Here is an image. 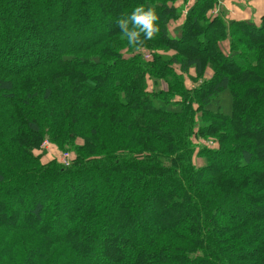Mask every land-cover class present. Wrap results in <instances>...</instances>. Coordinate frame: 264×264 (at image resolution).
<instances>
[{"label": "trees", "instance_id": "obj_1", "mask_svg": "<svg viewBox=\"0 0 264 264\" xmlns=\"http://www.w3.org/2000/svg\"><path fill=\"white\" fill-rule=\"evenodd\" d=\"M190 2L0 0V264H264V20ZM116 4L176 54L128 46ZM46 140L77 159L44 164Z\"/></svg>", "mask_w": 264, "mask_h": 264}, {"label": "rangeland", "instance_id": "obj_2", "mask_svg": "<svg viewBox=\"0 0 264 264\" xmlns=\"http://www.w3.org/2000/svg\"><path fill=\"white\" fill-rule=\"evenodd\" d=\"M115 1V0H114ZM130 0H128L129 2ZM180 2V1H179ZM177 2V3H179ZM176 3V4H177ZM117 4L115 5V8H113L114 10H112V15H114L115 17L118 18V16H121L120 10H118L117 8ZM179 23V21L172 23L170 26L171 31L173 32L174 30V26H176ZM100 26V25H99ZM98 30L103 31L102 27H98ZM137 53V52H136ZM140 53L143 55V58L145 60H150L151 58L153 59V55L157 54V55H175L176 51L175 50H166V49H160V50H149V49H142L140 51ZM152 55L151 58H148V55ZM126 57H130L132 56L131 54H129L128 52L125 53ZM178 68V67H177ZM194 71H196L195 69H192ZM191 70V71H192ZM189 73V75H187V89H189V91L191 92H195V89H198V87H200L201 82L204 81H208L207 79H210V77L207 76V72L208 70H206V74L205 77L202 78L200 80V78H198L196 72H192ZM196 94V93H195ZM178 101H181L180 98L177 99ZM187 101H189V103H191L190 108H192V110L196 113L197 111H200V101H198L197 97H193V95H191ZM188 103V104H189ZM195 130H198V128H196ZM80 143V140H79ZM194 143L197 145L198 150L201 147H206L208 149H220L221 144L219 142V140L217 138H212V137H204V136H195L194 138ZM36 155L39 154H44L43 158H42V162L44 164L50 163L51 161L53 162V160L58 159L59 161H61V155L63 153H61L60 149H58L56 146L52 145L48 140H46L43 145L41 146V149L39 150H35L34 151ZM72 160H74L75 158L77 159V155L75 152H69ZM194 163L199 167L200 165H202L204 163V159L200 156H197V154L194 157ZM148 203V202H147ZM149 204V203H148ZM239 206H241L240 201L238 202H229L227 205V208L230 209L229 212L231 215H233L236 212L240 213L243 215L244 210L242 209V211L239 210ZM145 208V207H144ZM240 211V212H239ZM145 214H150L149 211L148 213Z\"/></svg>", "mask_w": 264, "mask_h": 264}, {"label": "clouds", "instance_id": "obj_3", "mask_svg": "<svg viewBox=\"0 0 264 264\" xmlns=\"http://www.w3.org/2000/svg\"><path fill=\"white\" fill-rule=\"evenodd\" d=\"M158 16L155 9L144 5L136 6L131 14L122 15L117 21L120 38L136 51L141 50L147 41L153 40L159 33Z\"/></svg>", "mask_w": 264, "mask_h": 264}, {"label": "crops", "instance_id": "obj_4", "mask_svg": "<svg viewBox=\"0 0 264 264\" xmlns=\"http://www.w3.org/2000/svg\"><path fill=\"white\" fill-rule=\"evenodd\" d=\"M194 0L185 5L182 20ZM183 5V1L176 4ZM215 10V9H214ZM219 13L225 21H252L257 26H260L264 20V0H223L219 7ZM221 45L226 48L230 45L228 40H224ZM196 72L194 70L191 71ZM207 76L211 78L213 72L208 70Z\"/></svg>", "mask_w": 264, "mask_h": 264}, {"label": "built area", "instance_id": "obj_5", "mask_svg": "<svg viewBox=\"0 0 264 264\" xmlns=\"http://www.w3.org/2000/svg\"><path fill=\"white\" fill-rule=\"evenodd\" d=\"M222 1L223 0H218V6H217V8L215 9V10H213L212 11V13L213 14H218L219 13V7H220V5L222 4ZM148 58H151L152 57V55L150 54V55H148L147 56ZM71 155H70V153H64L62 156H61V163L63 164V165H65V166H70V164H71Z\"/></svg>", "mask_w": 264, "mask_h": 264}]
</instances>
